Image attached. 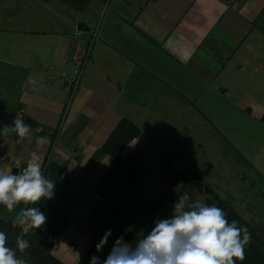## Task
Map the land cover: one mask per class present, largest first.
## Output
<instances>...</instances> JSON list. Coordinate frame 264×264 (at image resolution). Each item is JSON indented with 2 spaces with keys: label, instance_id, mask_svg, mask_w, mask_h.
<instances>
[{
  "label": "crops",
  "instance_id": "1",
  "mask_svg": "<svg viewBox=\"0 0 264 264\" xmlns=\"http://www.w3.org/2000/svg\"><path fill=\"white\" fill-rule=\"evenodd\" d=\"M98 1L23 0L10 19L0 14V130L16 117L30 128L23 140L0 136V169L19 174L47 158L74 180L124 118L130 126L119 145L85 179L93 189L130 147L142 162L147 150H166L165 135L264 124V0H108L93 27L86 17ZM219 138L233 152L230 137ZM24 207L9 213L0 205L2 231L13 233ZM82 218L70 210L49 250L64 264H77L94 242Z\"/></svg>",
  "mask_w": 264,
  "mask_h": 264
},
{
  "label": "rangeland",
  "instance_id": "2",
  "mask_svg": "<svg viewBox=\"0 0 264 264\" xmlns=\"http://www.w3.org/2000/svg\"><path fill=\"white\" fill-rule=\"evenodd\" d=\"M22 3L23 0H0V14H6L10 19V15L15 14ZM96 7V13H89L86 17L87 25L93 23V27L108 14V0H99ZM237 124L238 121L224 127L198 126L196 134L191 135L190 139L165 135L162 142L165 151L153 149L152 153L148 150L144 152L142 164L145 170L133 192L123 202L126 214L122 218L126 224L123 233L133 232L136 239L146 236L157 219L171 217L172 206L183 192H187L193 200L216 205L206 191L207 185L223 200H227L264 241V124ZM204 131L207 134L203 135ZM220 135L230 137L234 149L232 145H227L233 152L227 151ZM193 144L198 150H192ZM170 149L174 152L171 153ZM173 154L175 157H171ZM43 174L51 180L49 171ZM81 215L85 223L89 216L83 211ZM89 229L92 233H100L95 228ZM101 238L100 235L93 243L96 245ZM111 248L107 242L100 252L94 247L92 255L99 256L103 261L102 255H107Z\"/></svg>",
  "mask_w": 264,
  "mask_h": 264
},
{
  "label": "clouds",
  "instance_id": "3",
  "mask_svg": "<svg viewBox=\"0 0 264 264\" xmlns=\"http://www.w3.org/2000/svg\"><path fill=\"white\" fill-rule=\"evenodd\" d=\"M29 132V126L16 117L12 125L3 126L0 136L14 133L23 140ZM55 186L37 161H29L19 174L0 169V205L13 213L17 205H36L42 199H52ZM172 207L171 217L157 219L151 231L136 240L134 246L118 238L103 261L92 255L89 264H236L245 259L251 233L236 220L229 222L224 209L193 200L187 192L178 195ZM46 219L39 207L17 211L14 226L20 227L22 233L16 237L13 248L7 234L0 231V264H27L23 257L30 243L24 234L44 226ZM110 236L108 229L95 245L97 252L103 250Z\"/></svg>",
  "mask_w": 264,
  "mask_h": 264
},
{
  "label": "trees",
  "instance_id": "4",
  "mask_svg": "<svg viewBox=\"0 0 264 264\" xmlns=\"http://www.w3.org/2000/svg\"><path fill=\"white\" fill-rule=\"evenodd\" d=\"M25 121L32 126L36 125L35 121L29 117H25ZM128 125L130 126L124 118L118 122L107 141L93 153L74 180L70 179L69 172L63 166L45 158L42 172L49 171L50 178L56 186L52 199H42L36 205H27V207H39L47 218L44 226L37 230L31 229L24 234V239H27L30 243V247L23 257L27 263L64 264L51 256L49 250L57 235L67 226V214L73 209L87 213L89 217L85 220V229L90 227L100 232L95 233V241L97 237L103 236L108 229H111V236L107 242L112 247L114 242L122 237H124L125 242H132L133 246L135 245V241L138 239L135 238L133 232L123 233L126 229V224L122 221V218L126 216L123 202L133 192L137 181L145 170L141 162V154L134 147H130L126 155L119 159H112L109 166L100 174L93 189H89L85 183V179L94 171L104 153L119 144L121 133L127 132ZM12 173L15 174L16 170L14 169ZM205 188L211 194L216 205L227 213L229 222L236 220L239 226L246 227L251 233V241L245 246V259L243 261L237 260L236 264H264V241L258 237L254 228L250 227L238 215L227 200H223L207 185ZM136 225L138 224L136 223ZM7 226H10V224L7 223ZM2 229L4 228L0 225V231ZM8 229L7 227L5 230ZM12 229L13 233L6 234L9 238V246L15 248V240L20 230L15 226ZM94 243L77 264H89L95 247ZM17 255H20L19 252H17ZM106 256L105 254L102 255L103 258Z\"/></svg>",
  "mask_w": 264,
  "mask_h": 264
},
{
  "label": "built area",
  "instance_id": "5",
  "mask_svg": "<svg viewBox=\"0 0 264 264\" xmlns=\"http://www.w3.org/2000/svg\"><path fill=\"white\" fill-rule=\"evenodd\" d=\"M107 1V0H106ZM87 58V53H86V51H85V55H83V56H81V58H80V60L78 59L77 61H76V66H77V68H76V76L78 77L79 75H80V73H81V68H82V66H83V62L85 61V59ZM84 212V211H83ZM86 213V212H85ZM20 231H21V233H22V229L20 228Z\"/></svg>",
  "mask_w": 264,
  "mask_h": 264
},
{
  "label": "water",
  "instance_id": "6",
  "mask_svg": "<svg viewBox=\"0 0 264 264\" xmlns=\"http://www.w3.org/2000/svg\"><path fill=\"white\" fill-rule=\"evenodd\" d=\"M79 26H80V28H82V26H84V25H82V23H80Z\"/></svg>",
  "mask_w": 264,
  "mask_h": 264
}]
</instances>
